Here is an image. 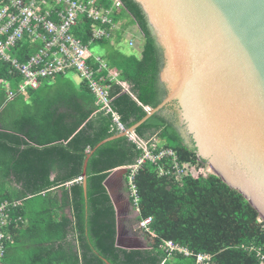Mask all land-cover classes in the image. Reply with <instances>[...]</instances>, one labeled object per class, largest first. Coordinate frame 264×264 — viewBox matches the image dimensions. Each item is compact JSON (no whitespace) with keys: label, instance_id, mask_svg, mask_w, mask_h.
Here are the masks:
<instances>
[{"label":"trees","instance_id":"16d2710c","mask_svg":"<svg viewBox=\"0 0 264 264\" xmlns=\"http://www.w3.org/2000/svg\"><path fill=\"white\" fill-rule=\"evenodd\" d=\"M121 2L113 15L115 23L121 22L115 42L121 43L123 32L135 24L143 43L140 56L117 50L101 56L106 68L98 75L107 87L108 106L85 81L76 84L67 75L21 91L23 77L0 60V205L7 213V223L0 225L1 264H206L197 263L198 253L211 256L208 264H264V221L242 194L214 174L180 181L159 175L151 162L134 177L140 200L135 221L152 218L153 233L143 231L150 242L133 249L119 246L118 229L127 234L133 228L117 213L104 181L113 169L133 165L142 155L128 135L91 153L84 193L79 178L89 150L122 131L120 125L131 127L165 94L158 81L160 52L145 14L134 0ZM94 23L82 19L74 29L85 44ZM89 63L98 68L93 56ZM110 70L118 73L117 80L108 78ZM170 109L150 116L135 134L155 150L171 148L179 161H196L194 146L185 144L176 128L175 114L163 113ZM167 240L192 254L166 252L162 244Z\"/></svg>","mask_w":264,"mask_h":264},{"label":"water","instance_id":"95a60500","mask_svg":"<svg viewBox=\"0 0 264 264\" xmlns=\"http://www.w3.org/2000/svg\"><path fill=\"white\" fill-rule=\"evenodd\" d=\"M134 1L159 48L158 81L165 94L131 127L89 150L84 193L91 153L119 136L136 138L139 125L172 105L163 113L175 114L184 143L194 146L203 165L242 194L264 221V0ZM109 178L104 185L110 193ZM117 243L143 247L124 241L120 229Z\"/></svg>","mask_w":264,"mask_h":264},{"label":"built area","instance_id":"2783aa9c","mask_svg":"<svg viewBox=\"0 0 264 264\" xmlns=\"http://www.w3.org/2000/svg\"><path fill=\"white\" fill-rule=\"evenodd\" d=\"M109 1L111 5L106 7L97 0H0V60L9 63L12 70L23 77L19 89H36L45 79L75 72L81 81L87 83L98 100L108 106L107 87L101 82L103 76L98 75L106 68V62L100 55L91 53L89 45L95 40H111L113 31L118 29L119 22L113 21V15L121 9L122 2ZM82 19L95 22L91 26L88 44L74 33ZM105 25H110V28L107 29ZM128 44L133 46V40L129 39ZM92 56L98 63L97 69H93L89 63ZM22 58L24 60L21 61ZM117 76L116 71H109V79L117 80ZM7 95L9 98L13 96L10 91ZM120 127L123 129L121 125ZM129 137L143 150L136 163L127 166L126 186L131 207L136 213L139 195L134 177L146 162L156 164L159 175H168L177 181L185 176L196 179L214 174L199 159L179 161L171 148L155 150L156 145L148 146L137 137ZM151 222V217L141 219L138 227L144 232H152L149 227ZM6 223V206L2 204L0 225ZM3 238L0 231V264L4 256ZM162 248L168 253L180 252L186 256L192 254L188 248L172 240L165 241ZM196 261L208 264L211 256L198 253Z\"/></svg>","mask_w":264,"mask_h":264},{"label":"rangeland","instance_id":"374dc122","mask_svg":"<svg viewBox=\"0 0 264 264\" xmlns=\"http://www.w3.org/2000/svg\"><path fill=\"white\" fill-rule=\"evenodd\" d=\"M118 29H115V31H113V32L117 33ZM120 29H121V26H120ZM129 33H132V35L129 36ZM122 36H123L122 39H124V40L119 45H117V44L113 45V43L108 44V45L93 44L89 47V50L91 53L97 54L100 56L105 55L108 51H111V50H113V51L117 50V51L122 52L123 54H127V55L134 54V55L138 56L139 46H137L136 42H139L142 39V36H141V33H140L139 29L137 28V26L135 24L129 25V27H127L126 30L123 32ZM128 37H131L132 39L134 38V40H133L134 45L133 46H129V44L127 42ZM67 76L72 78V80L76 84H78L81 81L79 75L75 72H70L69 74H67ZM5 87L7 88V84H5ZM126 187L127 186L125 183V192H124L125 194H124V196L129 197L128 190ZM129 211L130 212H128V215H124V214L120 215L119 214L120 216H122L121 218L125 221L124 224L127 227L133 228V229H130L131 231L129 230L127 234L131 237H136L138 239L140 238V240H142L141 242L143 244H147L148 242H150V238H148V236H146L145 233L141 229H139L138 222L135 221V216L137 213L135 212V210L133 208L130 209Z\"/></svg>","mask_w":264,"mask_h":264},{"label":"crops","instance_id":"0c3cea01","mask_svg":"<svg viewBox=\"0 0 264 264\" xmlns=\"http://www.w3.org/2000/svg\"><path fill=\"white\" fill-rule=\"evenodd\" d=\"M120 26H121V22H119L118 24V31L120 30ZM117 33H114L111 40L110 44L113 43V45H119L120 43H116L115 42V38H116ZM132 33H129V36H131ZM129 39H132L131 37H128L127 42ZM124 39L121 40V42H123ZM134 40V38L132 39ZM134 42V41H133ZM137 46H139V54L138 56H140L141 50H142V43L143 40L141 39L139 42H136ZM123 85L127 88L128 85L126 83L123 82ZM126 169V166H122V167H118L115 168L111 171L110 178H109V188H110V193L112 195V197L118 202L119 204V214H124V215H128V212H130L129 210L132 209L130 201H129V197H125L124 196V192H125V177H126V173L123 172V169ZM108 175V176H109ZM68 212H70L68 210ZM122 217V216H121ZM121 238L126 241L129 242L131 240H136L137 242H139L140 244L144 245L140 240V238H136V237H131L128 234H121Z\"/></svg>","mask_w":264,"mask_h":264},{"label":"flooded vegetation","instance_id":"af4514ba","mask_svg":"<svg viewBox=\"0 0 264 264\" xmlns=\"http://www.w3.org/2000/svg\"><path fill=\"white\" fill-rule=\"evenodd\" d=\"M170 107H171L170 111L173 110V106L170 105ZM170 114H173V113H170ZM188 140H189V143H191V137L190 136H188Z\"/></svg>","mask_w":264,"mask_h":264},{"label":"bare ground","instance_id":"6f19581e","mask_svg":"<svg viewBox=\"0 0 264 264\" xmlns=\"http://www.w3.org/2000/svg\"><path fill=\"white\" fill-rule=\"evenodd\" d=\"M109 84V83H108ZM106 85V84H105ZM163 141V140H162ZM140 201V200H139ZM10 220V219H9Z\"/></svg>","mask_w":264,"mask_h":264}]
</instances>
